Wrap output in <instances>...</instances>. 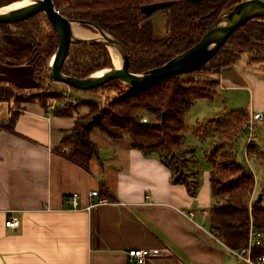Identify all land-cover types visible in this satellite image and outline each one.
Instances as JSON below:
<instances>
[{
    "label": "crops",
    "instance_id": "obj_1",
    "mask_svg": "<svg viewBox=\"0 0 264 264\" xmlns=\"http://www.w3.org/2000/svg\"><path fill=\"white\" fill-rule=\"evenodd\" d=\"M33 44L20 33L0 31V46L11 54L29 55ZM212 76L218 81L216 89L248 91L249 114L264 115V62L244 57ZM0 82L38 89L30 64L0 62ZM61 84L50 83L67 93ZM56 107L59 102L49 108L0 103V264H131L126 253L130 249L165 252L145 264H241L209 227L213 197L205 160L193 197L185 185L172 181L157 156H146L127 139L114 141L95 130L91 139L98 155L84 168L56 148L63 132L89 108L60 116ZM94 190L117 204L88 209ZM74 194L76 208L67 200ZM11 217L17 219V228L6 226Z\"/></svg>",
    "mask_w": 264,
    "mask_h": 264
},
{
    "label": "trees",
    "instance_id": "obj_2",
    "mask_svg": "<svg viewBox=\"0 0 264 264\" xmlns=\"http://www.w3.org/2000/svg\"><path fill=\"white\" fill-rule=\"evenodd\" d=\"M19 0H0V7ZM243 0H53L62 16L71 21L91 23L117 39L129 56V71L144 73L160 67L175 56L196 45L217 18L231 6ZM264 1V0H263ZM171 2L161 10L166 20L164 34L159 37L152 16L141 13V7L153 3ZM46 22L48 29L42 22ZM0 24L4 34L20 33L34 45L29 55H14L0 46V62L7 65L30 64L38 89L21 90L0 82V103H38L44 108L53 106L64 95L44 91L46 80L54 81L45 72L48 59L56 52L59 39L46 15L38 14L15 24ZM84 28L96 31L91 26ZM249 62H264V18L249 21L237 29L215 56L199 71L171 76L137 91L124 88L112 80L97 89L84 91L92 99H77L55 108V114L72 116L80 107L87 106L88 114L78 117L75 126L63 132L57 150L88 168L98 155V146L91 139L98 130L109 139H127L130 146L144 155H155L170 170L174 183L186 186L195 197L200 187V163L196 149L184 142L186 114L198 100L212 98L218 81L198 79L196 74L219 75L242 58ZM113 68L111 54L102 44L75 43L64 62L62 73L77 79L98 71ZM49 89V88H48ZM76 90V89H74ZM79 91V90H76ZM99 95V97L96 96ZM96 96V97H95ZM163 114L165 120L163 121ZM146 117L147 123H141ZM248 111H233L226 115L196 124L194 132L201 138L215 137L205 152L209 168V184L213 203L209 210L211 231L230 249L238 250L247 244L249 229L248 201L255 188L250 167L238 163L235 146L248 131L243 129ZM257 166L264 169V153L249 144ZM254 225L264 230V206L254 201Z\"/></svg>",
    "mask_w": 264,
    "mask_h": 264
},
{
    "label": "water",
    "instance_id": "obj_3",
    "mask_svg": "<svg viewBox=\"0 0 264 264\" xmlns=\"http://www.w3.org/2000/svg\"><path fill=\"white\" fill-rule=\"evenodd\" d=\"M171 4V2H159L145 5L141 7V13L152 16ZM40 13L46 15L59 39L58 48L45 69L51 79L79 91L97 89L112 80L120 81L127 90L137 91L171 76L186 75L202 69L237 29L249 21L264 18V1L243 0L231 6L217 18L216 22L206 31L196 45L175 56L164 65L141 74L129 71V56L117 39L91 23L71 21L65 18L56 9L53 0H34L26 6L1 13L0 24L15 25ZM74 24H78L81 27L85 25L91 26L102 35V39L76 37ZM75 43H102L108 50L109 47H112L118 51L122 65L120 68H116L113 65V68L98 71L83 79L67 76L62 73V67ZM100 72H103L102 75L97 76L96 74ZM164 120L165 114H163Z\"/></svg>",
    "mask_w": 264,
    "mask_h": 264
},
{
    "label": "rangeland",
    "instance_id": "obj_4",
    "mask_svg": "<svg viewBox=\"0 0 264 264\" xmlns=\"http://www.w3.org/2000/svg\"><path fill=\"white\" fill-rule=\"evenodd\" d=\"M165 20H166L165 14L164 12L161 11L156 12L150 19V21L154 23L156 27V33L159 37L163 36L164 34ZM42 24L44 25L45 29H48V26L45 21L44 23L42 22ZM9 28L10 29L15 28L16 29L15 31H17L15 25H10ZM84 29L89 30L93 33L97 32L87 28ZM52 56H50V58L48 59V63L52 59ZM112 62L114 65L115 63L113 56H112ZM194 77L198 79L217 81L216 78H214L212 75L209 74H196ZM50 83H56V81L46 80L45 85H42V89L44 91L52 90L59 94L58 90L56 89V86H51ZM213 92L214 94L212 98L196 101L193 104L190 111L186 114V120H185L186 133L184 135V142L187 146H192L196 149V157L199 159L200 164L201 163L204 164L205 152L211 147L213 141L215 140V137L201 138L200 136L195 134L194 127L196 126V124L206 120L216 119L217 117L226 115L233 111H248V109L250 108L249 99H248L250 95L248 91H244V92L229 91V90L223 91L215 88ZM71 94L75 96H82L83 97L82 99L93 98L92 97L93 95L90 93H85L83 91H76L74 89H71ZM96 96L99 97V95L97 94ZM56 102L64 103V104L68 103L66 102L65 97L62 100H57ZM15 105L16 107L20 106V104H16V103ZM245 140H246L245 137H243L235 146L236 159L238 163L249 166L252 172L255 171L257 183L253 190L254 201L260 200L261 204L264 206V169L261 168L260 166H257V164H255L252 157V153H250V151L245 147L246 145ZM252 144L253 147L258 148V150L261 153H264V118L261 124L256 123L255 125L254 135L252 137L251 145ZM239 262L241 264H244L241 261Z\"/></svg>",
    "mask_w": 264,
    "mask_h": 264
},
{
    "label": "built area",
    "instance_id": "obj_5",
    "mask_svg": "<svg viewBox=\"0 0 264 264\" xmlns=\"http://www.w3.org/2000/svg\"><path fill=\"white\" fill-rule=\"evenodd\" d=\"M71 89L68 87L67 93H64V97L66 102L77 104V99L71 97ZM64 103H59V106H63ZM264 118L262 113H251L249 114L248 120L245 122L243 129L248 131V139L246 141V148H248L249 144L252 142V137L254 135V128L256 123L260 122ZM141 123H147V118L144 117L141 120ZM3 125V123H0ZM254 178H255V185L257 183V178L255 171ZM90 199L93 201L91 206L88 208L90 209L93 206H100V205H110V204H117L112 199L108 198L107 196L100 195V192L94 190L90 193ZM68 202L72 204L74 208L77 207V195H71L67 198ZM254 208V191L248 201V211H249V229H248V237H247V244L244 248L238 250L230 249L231 253H233L239 261L243 262L244 264H264V230L257 229L254 225V219L252 216ZM189 217H193V213L189 214ZM6 226L11 228L18 227V221L15 217H11L8 221H6ZM127 256L129 262L131 264H145L149 259L153 257H159L164 255L165 252L161 249H130L127 252Z\"/></svg>",
    "mask_w": 264,
    "mask_h": 264
},
{
    "label": "bare ground",
    "instance_id": "obj_6",
    "mask_svg": "<svg viewBox=\"0 0 264 264\" xmlns=\"http://www.w3.org/2000/svg\"><path fill=\"white\" fill-rule=\"evenodd\" d=\"M33 1L34 0H22V1L14 3V4H11L9 6H5L3 8H0V14L8 12V11L16 9V8H19V7L26 6V5L30 4L31 2H33ZM74 34H75L76 37H81V38L102 39V35L100 33H98V32L93 33V32H91L89 30L84 29L83 27H81L78 24H74ZM109 52L111 53V55L114 58V63H115L114 66L116 68H120L121 65H122V60H121V58L119 56L118 51H116L112 47H109ZM102 73L103 72H100V73H97L96 75L100 76V75H102Z\"/></svg>",
    "mask_w": 264,
    "mask_h": 264
},
{
    "label": "flooded vegetation",
    "instance_id": "obj_7",
    "mask_svg": "<svg viewBox=\"0 0 264 264\" xmlns=\"http://www.w3.org/2000/svg\"><path fill=\"white\" fill-rule=\"evenodd\" d=\"M154 14H155V13H154ZM154 14H153V15H154ZM37 15H38V14H37ZM153 15H152V16H153ZM30 19H31V18H30ZM67 87H68V86H67ZM69 88H70V87H69ZM70 89H72V88H70Z\"/></svg>",
    "mask_w": 264,
    "mask_h": 264
}]
</instances>
